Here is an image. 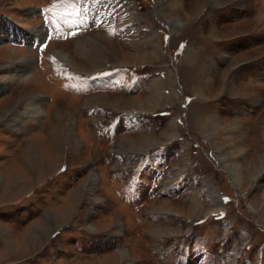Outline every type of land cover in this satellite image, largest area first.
<instances>
[{"label": "rangeland", "instance_id": "1", "mask_svg": "<svg viewBox=\"0 0 264 264\" xmlns=\"http://www.w3.org/2000/svg\"><path fill=\"white\" fill-rule=\"evenodd\" d=\"M0 264H264V0H0Z\"/></svg>", "mask_w": 264, "mask_h": 264}, {"label": "bare ground", "instance_id": "2", "mask_svg": "<svg viewBox=\"0 0 264 264\" xmlns=\"http://www.w3.org/2000/svg\"><path fill=\"white\" fill-rule=\"evenodd\" d=\"M176 20H177V18H176ZM178 21V20H177ZM179 22V21H178ZM64 55V54H63ZM88 58H90V57H88ZM24 61H26V60H24ZM25 63H27V62H25ZM32 101V100H31ZM28 105H31V103H29ZM36 113H38V112H36ZM40 113H42V111L40 110ZM172 126H174V125H172ZM174 129V128H173ZM175 130V129H174ZM263 135V134H262ZM172 138V137H171ZM229 167V166H228ZM213 197H215V199L216 200H218V196H216V195H214L213 194Z\"/></svg>", "mask_w": 264, "mask_h": 264}, {"label": "snow or ice", "instance_id": "3", "mask_svg": "<svg viewBox=\"0 0 264 264\" xmlns=\"http://www.w3.org/2000/svg\"><path fill=\"white\" fill-rule=\"evenodd\" d=\"M165 40H167V37H165ZM181 47H183V45H181Z\"/></svg>", "mask_w": 264, "mask_h": 264}]
</instances>
